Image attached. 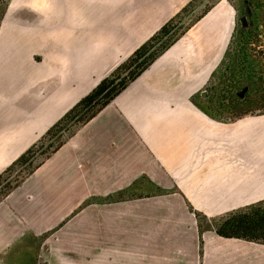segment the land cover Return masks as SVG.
<instances>
[{"label": "crops", "instance_id": "1", "mask_svg": "<svg viewBox=\"0 0 264 264\" xmlns=\"http://www.w3.org/2000/svg\"><path fill=\"white\" fill-rule=\"evenodd\" d=\"M190 1L9 0L0 23V173ZM235 19L228 1L215 3L0 202V264H264V245L211 230L200 254L188 210L214 218L264 200V114L220 122L192 101ZM140 177L177 192L74 214ZM87 230L94 241L77 245Z\"/></svg>", "mask_w": 264, "mask_h": 264}, {"label": "trees", "instance_id": "2", "mask_svg": "<svg viewBox=\"0 0 264 264\" xmlns=\"http://www.w3.org/2000/svg\"><path fill=\"white\" fill-rule=\"evenodd\" d=\"M8 1L0 0V23ZM194 1L191 0L177 14L164 23L153 35L135 49L128 58L68 110L36 143L31 145L0 173V202L62 147L81 126L94 118L103 108L112 102L116 96L137 79L212 7H208L187 25L181 24L184 16L194 8ZM262 10L263 3L262 5L257 4L254 6L250 0H241L239 17H245L247 25L242 27L240 22V25L234 28L229 41L230 43L233 39H236L237 56L231 60V63L227 66L222 76H220L216 85H211L215 71L204 85L206 88L210 87V93L205 96H203V93L201 96L207 105L202 110L216 121L234 122L246 117L247 113H245L246 110L244 111V106L248 107L247 95L253 89L259 93V100L264 101V77H257L259 72L255 70L256 66H253L254 59L250 49V45L257 43L259 36L263 34V30L259 29L262 26L261 22L264 18ZM228 46L220 63L225 59ZM244 88H247V92L244 97L240 98V93L237 90H243ZM192 101L197 103L195 96L192 97ZM262 114H264V108L260 112V115ZM142 181L153 186V189L156 190L153 195H148L149 197L167 195L172 192L153 185L145 177H140L126 189L104 198L86 200L78 207L74 214L84 206L95 203V201L114 203L135 199L138 197L135 191L139 190ZM173 190L177 192L176 189ZM189 210L196 219L200 237V254L202 253L203 246L201 235L204 231L208 230L225 239H238L264 245V200L211 219L199 212L193 211L190 206ZM49 233L43 234L39 237V240H43Z\"/></svg>", "mask_w": 264, "mask_h": 264}, {"label": "rangeland", "instance_id": "3", "mask_svg": "<svg viewBox=\"0 0 264 264\" xmlns=\"http://www.w3.org/2000/svg\"><path fill=\"white\" fill-rule=\"evenodd\" d=\"M219 0H195L193 2L194 4V8L192 9V11L190 13H188L186 16H184L183 20L181 21V24L183 25H187L191 20L195 19L196 17H198L204 10H206L208 7L213 6L215 3H217ZM228 1L233 8L235 9L236 12V19H235V24H234V28L238 27L240 25V17H239V13H240V9H241V0H226ZM251 2H253V5H257V4H261L263 3V15H264V0H250ZM1 10V7H0ZM262 26L259 27L260 30H263V34H261L259 36V41L257 43H254L252 45H250V49H251V53L253 55V66H256V71L259 72L258 76L264 77V18L262 19ZM234 30V29H233ZM228 51L225 55V59L222 63H220L218 65V67L216 68L212 81H211V85H216L220 79V76H222V74L225 72V70L227 69V66L231 63V60L235 58L236 55V39L232 40L229 43L228 46ZM259 52V53H257ZM254 70V71H255ZM262 71V72H261ZM210 87H204L202 88L196 95H195V100L198 104H200V106L202 108H205L207 105L205 104L202 93L204 94H209L210 93ZM239 93L241 92V89L237 90ZM255 96V98H254ZM260 96L259 93L257 92V90H252L248 95H247V106H244V111L245 113H247L246 117L249 116H259L261 110L264 108V101L259 100ZM250 102V103H249ZM252 106V107H251ZM251 107V108H250ZM244 118V117H243ZM37 142V141H36ZM35 142V143H36ZM66 143V142H65ZM17 173V171H16ZM156 190L153 189V186L147 185L145 182H141L140 186H139V190L135 191L136 195L138 196L135 199H144L149 197L148 195H153V193ZM169 191H172L171 193L167 194V196L172 195L173 193H175V190L171 189ZM155 196H165V195H155ZM152 197V196H150ZM109 202H97L95 201L94 204L98 205V204H108ZM87 206H84L82 209H80L79 211H77L75 213L78 214L80 212H82V210L84 208H86ZM189 210V209H188ZM190 211V210H189ZM211 219V218H209ZM92 227L90 226V229ZM93 230L97 231V227L96 228H92ZM93 230H87L84 231V233L80 234L79 236L75 237L76 240V244L77 245H83L84 240L87 241H94L93 239V235L92 233H94ZM52 234V232H50L43 240L41 239L40 242H43L45 239H47L50 235ZM84 239V240H83ZM126 239H124L125 241ZM40 242L38 241L36 244V253L38 254L39 252V247H40ZM38 248V249H37ZM46 249V248H44ZM45 251V250H44ZM44 253V252H43Z\"/></svg>", "mask_w": 264, "mask_h": 264}, {"label": "water", "instance_id": "4", "mask_svg": "<svg viewBox=\"0 0 264 264\" xmlns=\"http://www.w3.org/2000/svg\"><path fill=\"white\" fill-rule=\"evenodd\" d=\"M242 27H245L247 25L245 17L240 18ZM246 92V89H243L240 93V96H242Z\"/></svg>", "mask_w": 264, "mask_h": 264}, {"label": "flooded vegetation", "instance_id": "5", "mask_svg": "<svg viewBox=\"0 0 264 264\" xmlns=\"http://www.w3.org/2000/svg\"><path fill=\"white\" fill-rule=\"evenodd\" d=\"M240 22H241V21H240ZM244 89H246V92H247V88H244ZM241 91H242V90H241ZM246 92H245V93H246ZM240 93H241V92H240ZM245 93H244L242 96H240V94H239V97H240V98L244 97ZM202 94H203V93H202ZM205 95H206V94H203V96H205Z\"/></svg>", "mask_w": 264, "mask_h": 264}]
</instances>
